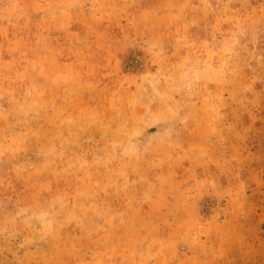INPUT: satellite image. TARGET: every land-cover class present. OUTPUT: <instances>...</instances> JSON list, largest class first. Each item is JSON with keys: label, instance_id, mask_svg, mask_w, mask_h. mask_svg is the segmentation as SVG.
Here are the masks:
<instances>
[{"label": "rangeland", "instance_id": "374dc122", "mask_svg": "<svg viewBox=\"0 0 264 264\" xmlns=\"http://www.w3.org/2000/svg\"><path fill=\"white\" fill-rule=\"evenodd\" d=\"M0 264H264V0H0Z\"/></svg>", "mask_w": 264, "mask_h": 264}]
</instances>
